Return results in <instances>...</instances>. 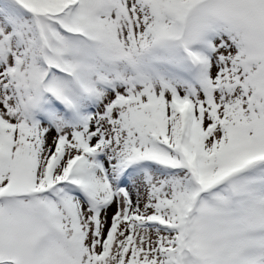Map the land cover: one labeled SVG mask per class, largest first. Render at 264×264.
<instances>
[{
    "label": "snow or ice",
    "instance_id": "snow-or-ice-1",
    "mask_svg": "<svg viewBox=\"0 0 264 264\" xmlns=\"http://www.w3.org/2000/svg\"><path fill=\"white\" fill-rule=\"evenodd\" d=\"M0 264H264V0H0Z\"/></svg>",
    "mask_w": 264,
    "mask_h": 264
}]
</instances>
